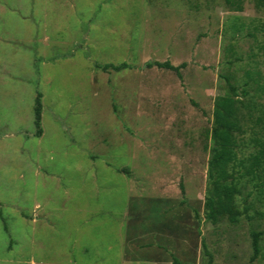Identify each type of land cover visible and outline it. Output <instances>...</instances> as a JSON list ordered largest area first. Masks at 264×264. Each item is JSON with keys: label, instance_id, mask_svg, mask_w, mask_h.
Returning a JSON list of instances; mask_svg holds the SVG:
<instances>
[{"label": "rangeland", "instance_id": "obj_1", "mask_svg": "<svg viewBox=\"0 0 264 264\" xmlns=\"http://www.w3.org/2000/svg\"><path fill=\"white\" fill-rule=\"evenodd\" d=\"M166 61L186 65L147 66ZM229 84L252 107L247 156L264 140L257 0H0V264H207L204 245L250 264L254 231L264 264V217H205Z\"/></svg>", "mask_w": 264, "mask_h": 264}, {"label": "trees", "instance_id": "obj_2", "mask_svg": "<svg viewBox=\"0 0 264 264\" xmlns=\"http://www.w3.org/2000/svg\"><path fill=\"white\" fill-rule=\"evenodd\" d=\"M258 6H264V0H257ZM186 64L174 66L169 61L148 62V67L157 66L180 74ZM120 66L107 65L105 70H120ZM246 96V92H244ZM251 104L240 98L237 87L229 84L228 92L215 101L214 121L211 130V157L208 163V185L205 195V217L214 226L235 225L242 219L264 217L260 207L264 206V140L256 137V151L240 156L239 139L247 133V119L252 114ZM255 108V106H254ZM42 105L40 96L36 100L35 124L37 135L41 134ZM252 190L249 191V187ZM184 192V187H182ZM247 192V193H246ZM246 193V196H245ZM253 255L250 264H254L261 252V232H252ZM207 264H212V256Z\"/></svg>", "mask_w": 264, "mask_h": 264}]
</instances>
